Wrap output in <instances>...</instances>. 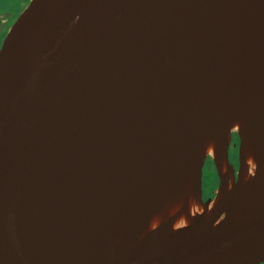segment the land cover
<instances>
[{
	"label": "water",
	"instance_id": "obj_1",
	"mask_svg": "<svg viewBox=\"0 0 264 264\" xmlns=\"http://www.w3.org/2000/svg\"><path fill=\"white\" fill-rule=\"evenodd\" d=\"M263 261L264 0H28L0 42V264Z\"/></svg>",
	"mask_w": 264,
	"mask_h": 264
},
{
	"label": "rangeland",
	"instance_id": "obj_2",
	"mask_svg": "<svg viewBox=\"0 0 264 264\" xmlns=\"http://www.w3.org/2000/svg\"><path fill=\"white\" fill-rule=\"evenodd\" d=\"M28 0H0V32L5 28L4 33L8 26L12 23L15 17L19 14L21 9L26 5ZM3 33V34H4ZM2 34V36H3ZM1 33H0V42H1ZM232 141L236 142L235 137L232 138ZM234 156H232V160L237 161V149H234ZM208 166L206 162H204V167ZM211 165H209L210 167ZM203 167V168H204ZM213 169V170H212ZM206 171V170H205ZM211 173H214V166L211 168ZM214 178L211 174H204L203 176V191L204 194L207 195L211 192V189L214 187ZM264 264V262L260 263Z\"/></svg>",
	"mask_w": 264,
	"mask_h": 264
},
{
	"label": "flooded vegetation",
	"instance_id": "obj_3",
	"mask_svg": "<svg viewBox=\"0 0 264 264\" xmlns=\"http://www.w3.org/2000/svg\"><path fill=\"white\" fill-rule=\"evenodd\" d=\"M1 33V32H0ZM233 138V137H232ZM237 137L235 136V139H236ZM237 141L236 142H234V141H232L231 140V144H230V147H229V149H228V156H229V161L233 164V166H234V168H236L237 167V161L235 160H232V153H233V155L235 154V152H234V149H237V143H238V138L236 139ZM233 144H235L234 146H233ZM208 159V158H207ZM207 159H206V163H207ZM213 164H211V166H212ZM212 176H213V178H214V183H215V185H214V188L213 189H211V192L209 193V194H207V195H205L204 194V191H203V175H202V198L203 199H205L206 197H208V196H210L211 198L213 197V195H214V191H215V188H216V186H217V184H218V178H217V176H216V173L215 174H211Z\"/></svg>",
	"mask_w": 264,
	"mask_h": 264
},
{
	"label": "trees",
	"instance_id": "obj_4",
	"mask_svg": "<svg viewBox=\"0 0 264 264\" xmlns=\"http://www.w3.org/2000/svg\"><path fill=\"white\" fill-rule=\"evenodd\" d=\"M5 28H6V26H5ZM5 28L1 31V36H2V34L4 33ZM236 139H237V138H236ZM235 154H236V153H235ZM232 156H234L233 153H232ZM207 164H208V166H206V167L203 166V167H204V168H203V176H204L205 172H206V174H212V173H211V168H212L213 165L209 167V165L212 164V161L210 160V158L207 159ZM205 170H206V171H205ZM212 170H213V169H212ZM213 174H215V171H214ZM213 188H214V187H213ZM213 188H212V189H213ZM261 263H262V262H261Z\"/></svg>",
	"mask_w": 264,
	"mask_h": 264
},
{
	"label": "bare ground",
	"instance_id": "obj_5",
	"mask_svg": "<svg viewBox=\"0 0 264 264\" xmlns=\"http://www.w3.org/2000/svg\"><path fill=\"white\" fill-rule=\"evenodd\" d=\"M264 262V261H263Z\"/></svg>",
	"mask_w": 264,
	"mask_h": 264
}]
</instances>
